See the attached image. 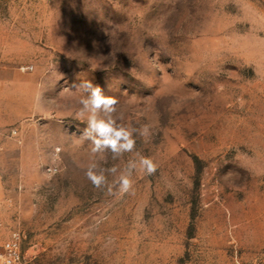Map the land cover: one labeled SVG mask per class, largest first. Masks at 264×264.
<instances>
[{"label":"rangeland","instance_id":"374dc122","mask_svg":"<svg viewBox=\"0 0 264 264\" xmlns=\"http://www.w3.org/2000/svg\"><path fill=\"white\" fill-rule=\"evenodd\" d=\"M0 218L23 264H264V0H0Z\"/></svg>","mask_w":264,"mask_h":264},{"label":"clouds","instance_id":"9594fccd","mask_svg":"<svg viewBox=\"0 0 264 264\" xmlns=\"http://www.w3.org/2000/svg\"><path fill=\"white\" fill-rule=\"evenodd\" d=\"M75 88L84 89L87 93L86 97L81 99L80 103L82 108L78 113L79 118H83L85 113H88L87 127L84 130L83 138L91 139L94 147L93 152L100 151L102 149L110 148L113 153H118L120 148H130L131 141L126 144H121V141H127L129 133L123 128H116V123L113 119H99L97 114L100 111L106 113H115L117 100L113 97H107L103 94V90L99 85H94L91 81H82L81 83L74 85ZM89 129L95 133V137H89ZM147 130L145 129V132ZM119 146V147H118ZM146 164L149 173L154 171V166L149 161H143ZM96 165L93 164L89 167L86 173L88 178L99 187L105 180V177L100 174L97 175L93 169ZM120 185L123 191H128L131 187V182L127 176L120 177Z\"/></svg>","mask_w":264,"mask_h":264},{"label":"built area","instance_id":"2783aa9c","mask_svg":"<svg viewBox=\"0 0 264 264\" xmlns=\"http://www.w3.org/2000/svg\"><path fill=\"white\" fill-rule=\"evenodd\" d=\"M22 235L18 230H6L0 218V264H23Z\"/></svg>","mask_w":264,"mask_h":264}]
</instances>
